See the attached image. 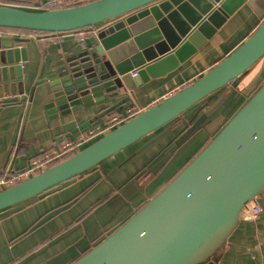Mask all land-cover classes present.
<instances>
[{
    "label": "water",
    "instance_id": "95a60500",
    "mask_svg": "<svg viewBox=\"0 0 264 264\" xmlns=\"http://www.w3.org/2000/svg\"><path fill=\"white\" fill-rule=\"evenodd\" d=\"M245 6L262 23L232 53L191 84L67 152L58 163L0 188V217L77 180L183 115L192 124L180 142L197 132L264 60V0H95L50 10L0 5V33H6L0 34V97L18 94L20 103L28 102L29 76L23 66L28 46L34 45L31 38L7 31L26 30L39 38L93 32L88 45L65 58L44 80L51 92L45 108L50 120L63 124V140L88 132L120 110L131 91L174 72ZM217 93L212 103L207 101ZM94 108H99L97 114L80 124L81 114ZM167 132L154 136L142 151ZM175 140L167 153L175 150ZM263 195L264 82L128 220L87 253L81 255L72 246L43 264H218L217 251L248 206Z\"/></svg>",
    "mask_w": 264,
    "mask_h": 264
},
{
    "label": "crops",
    "instance_id": "0c3cea01",
    "mask_svg": "<svg viewBox=\"0 0 264 264\" xmlns=\"http://www.w3.org/2000/svg\"><path fill=\"white\" fill-rule=\"evenodd\" d=\"M41 2L43 0H0V5L33 8ZM261 23L259 16L245 6L227 19L190 60L171 74L151 79L131 91V99L126 100L120 110H114L111 116L88 127V132L117 124L191 84L232 53ZM7 32L31 38L34 49L28 46L29 59L23 66L24 74L29 76L27 104L20 103L18 94L0 97V175L4 176L22 171L34 160L53 157L65 146L88 136L85 132L63 140L66 135L63 124L60 120H50L45 108L51 92L49 83L44 80L56 71L58 64L93 38V32L84 31L41 38L14 30ZM80 37L85 39L79 40ZM262 75L260 68L251 81L244 80L218 111L178 149L169 151L170 154L166 151L167 145L184 128L177 122L190 121V117L181 116L43 198L9 209L0 217V264H43L72 246L81 255L87 253L163 190L220 131L239 102L246 100L249 92L256 88ZM218 95L207 101L212 103ZM98 109L82 113L78 122L88 121ZM167 129L166 135L142 151L149 140ZM91 140L93 138L81 146ZM261 202L263 210L259 218L255 221L242 218L217 251L218 264H264V195Z\"/></svg>",
    "mask_w": 264,
    "mask_h": 264
},
{
    "label": "built area",
    "instance_id": "2783aa9c",
    "mask_svg": "<svg viewBox=\"0 0 264 264\" xmlns=\"http://www.w3.org/2000/svg\"><path fill=\"white\" fill-rule=\"evenodd\" d=\"M91 1H95V0H43V2L39 3L37 6H34V8L45 9V10L60 9V8H67L76 5H81ZM84 33L90 34L92 32L86 31ZM84 39L85 37L79 38V40H84ZM134 75H136V73H134ZM155 103L156 101L153 102V104ZM123 120L125 119L120 120L118 123L122 122ZM117 124L104 128H98L93 131L90 130L91 132L90 131L88 132V136L83 138L79 142H72L71 144L65 146V148L61 152L56 153L53 157H47L41 160H34L27 168L23 169L18 173H15L10 176L0 175V188L13 186L16 183L33 176L40 170H44L48 168L52 162L59 159L67 152L71 150H76L84 141L88 140L89 138H95L105 133L106 131L110 130L112 127L116 126ZM262 210H263V206L261 199L256 198L243 213L244 216L243 218L250 221H255L259 218Z\"/></svg>",
    "mask_w": 264,
    "mask_h": 264
},
{
    "label": "rangeland",
    "instance_id": "374dc122",
    "mask_svg": "<svg viewBox=\"0 0 264 264\" xmlns=\"http://www.w3.org/2000/svg\"><path fill=\"white\" fill-rule=\"evenodd\" d=\"M260 68H261L262 71H263L262 79L259 81V83H258V85L256 86V88H255V89H252V90L249 92V94H248V98H249L250 96H252V95L255 93V91L258 89V87L264 82V60H263V61H262L257 67H255L253 71L249 72V73L246 75V77H245V82H249V81H251V79H252V75L255 74V73H257L258 70H259ZM242 87H243V86H242ZM244 101H245V100H241V101L239 102V105H240L242 102H244ZM243 104H244V103H243ZM243 104H242V105H243ZM239 105H238V106H239ZM242 105H241V106H242ZM238 106H237V107H238ZM238 109H239V108H238ZM238 109H237V110H238ZM182 118H183V117H182ZM172 122H173V121H172ZM172 122H171V123H172ZM210 140H211V139H210ZM210 140H208V141L206 142V144L204 143L205 145L203 146V148L209 143ZM203 148H202V149H203ZM194 157H195V156H194ZM194 157H193V158H194ZM193 158H192V159H193ZM190 161H191V160H190ZM190 161H189V162H190ZM189 162H188V163H189ZM188 163H187V164H188ZM187 164H186V165H187ZM186 165H185V166H186Z\"/></svg>",
    "mask_w": 264,
    "mask_h": 264
},
{
    "label": "flooded vegetation",
    "instance_id": "af4514ba",
    "mask_svg": "<svg viewBox=\"0 0 264 264\" xmlns=\"http://www.w3.org/2000/svg\"><path fill=\"white\" fill-rule=\"evenodd\" d=\"M177 124L179 125V126H184V128L181 130V132H179L177 135H176V137L175 138H178L179 140H178V142H180V140H181V137L187 132V130L190 128V126H191V122L190 121H187V120H183V119H181V120H179L178 122H177ZM195 134V133H194ZM194 134H190L186 139H183L180 143H176V147H175V149H178L182 144H184L191 136H193ZM175 138L173 139L174 140V142L175 141H177V140H175ZM169 145V144H168ZM167 145V146H168ZM166 150H167V147H166ZM171 152V151H170ZM169 156V155H168ZM164 162V161H163Z\"/></svg>",
    "mask_w": 264,
    "mask_h": 264
},
{
    "label": "trees",
    "instance_id": "16d2710c",
    "mask_svg": "<svg viewBox=\"0 0 264 264\" xmlns=\"http://www.w3.org/2000/svg\"><path fill=\"white\" fill-rule=\"evenodd\" d=\"M14 31H19V32H22V33H26V34H31L29 31H26V30H15V29H13ZM245 102V101H244ZM244 102H242L238 107H236L235 108V110L233 111V114L237 111V109L244 103ZM79 151V150H78ZM77 151V152H78ZM72 154V153H71ZM68 156H70V154H68L65 158H67ZM64 158V159H65ZM59 161H61V160H55L54 162H52L51 164H50V166L49 167H51L52 165H54V164H56V163H58Z\"/></svg>",
    "mask_w": 264,
    "mask_h": 264
}]
</instances>
